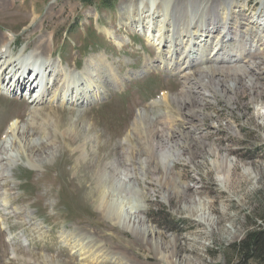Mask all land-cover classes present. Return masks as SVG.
I'll return each mask as SVG.
<instances>
[{
  "label": "rangeland",
  "instance_id": "rangeland-1",
  "mask_svg": "<svg viewBox=\"0 0 264 264\" xmlns=\"http://www.w3.org/2000/svg\"><path fill=\"white\" fill-rule=\"evenodd\" d=\"M157 5L162 12L148 18ZM190 5L188 0H0V46L18 56L37 55L53 73L84 80L80 97L79 91L60 97V86L48 88L37 105L0 96V264H261L238 257L237 248L248 235L264 231V48L256 46L264 35L257 21L263 5L225 3L217 13L227 19L228 34L222 38L221 20L205 25L196 33L202 38L196 37L189 70L180 72L158 56L173 50L180 56L185 49L189 39L179 33L187 26L177 17L193 11ZM44 41L45 50L39 47ZM212 68L219 70L214 76L219 82L201 88L196 81L206 84ZM93 77L97 88L91 91ZM161 91L169 92V99L162 101ZM144 110L159 136L172 133L171 143L159 145L182 156L170 175L180 178L183 195L164 184L145 154L143 125H135ZM16 119L20 132L2 140ZM211 150L231 163L225 187ZM112 167L130 174L126 193L110 189L115 180L98 187L100 174ZM104 189L107 204L100 205ZM119 207L143 220L146 239L116 225ZM201 207L207 209L205 218ZM152 242L160 245L162 262ZM82 244L88 245L84 251Z\"/></svg>",
  "mask_w": 264,
  "mask_h": 264
},
{
  "label": "bare ground",
  "instance_id": "bare-ground-1",
  "mask_svg": "<svg viewBox=\"0 0 264 264\" xmlns=\"http://www.w3.org/2000/svg\"><path fill=\"white\" fill-rule=\"evenodd\" d=\"M188 1L190 2V4H191L190 6H191V8H193V11L188 10L184 15H179L177 17L178 24L181 23V25L187 26V28L186 27L184 28V29H187V31H182L179 34L180 35H183L184 34V37H187L189 39L188 44H186V43L184 44L185 45L184 46L185 49L181 52V55L180 56H178L177 55V51H174V50H173V52L169 53V55L167 54V55L163 56V58H161L160 56H158L160 58V60H161V63H163L165 66H167V68L170 67V65L171 66L173 65L175 67L177 65V67H178L177 69L180 72L181 71L182 72H185V71L187 72L189 70V66H188L187 63H189L188 60L190 59L191 55L194 53V50H195L194 49V46L197 43L196 40H198L199 37L202 38L201 37L202 34L196 35V33L198 31L203 32V28L206 27L205 25L214 26L220 20H221V25H223V28H222L223 30H222V33H221V34H223L222 38H224L228 34V29H229L228 28L229 27V23H228L227 19L225 18V16H221L220 14H218L217 13V10H219V8L223 7L224 4L227 3L230 0H223L222 3H214L213 0H188ZM231 2H232V0H231ZM261 3L263 5V7H262L263 16L261 18H257V21H261L262 22L261 26H262V25H264V0H261ZM146 4L148 6L149 2L146 1ZM178 7H179V5L176 3L175 4V8H178ZM144 8H146V6L138 7L137 9H138V11H140V10H143ZM173 8H174V6L172 5V8L170 10L171 13L173 12ZM185 9L187 10V6H183L182 7V10L183 11ZM159 10L161 11V8L159 7V5H157V7L154 10L150 9L149 11H147V13L149 14L148 15V18L149 17H154L158 13ZM168 14H169V11L164 10V12H163L162 15L164 17H167ZM189 16L191 18L190 20L192 21L190 24L186 21V17H189ZM155 18H153V20ZM205 18H206V20H205ZM127 19H129V17ZM224 24H226V25H224ZM162 27L160 29H162ZM190 30H193V31H190ZM196 37H198V39H196ZM162 39L159 41L161 44L163 43L162 42L163 41ZM174 40H176V38L175 39L173 38V41ZM192 41H195V44L192 43ZM13 42H15V39L13 40ZM165 43H166V40H164V43L163 44H165ZM220 43H221V40L219 38L216 41V44H217L216 49L219 47V45H221ZM12 45L13 44H11L10 46H12ZM256 46H258V47H261L262 46L264 48V35L261 36V38L258 40ZM5 47H7V45H4L3 43L0 46V88H3V89H4V86L7 85V84L4 85L5 81L2 84L3 79H5V77H6L5 75H7V74L10 75L12 73L19 74V70L24 65V59H26L24 57L25 56L24 55L25 51L23 52L22 55H19L18 56V54L15 53V50L12 49L11 51H7L5 49ZM39 47L40 48H44L43 50H45L46 47H47L46 41L40 43L39 44ZM254 47H255V45L252 48H254ZM14 53H15V57H14ZM260 56H261L262 60L264 61V51L263 50H261ZM37 57L38 56L35 55V59ZM43 64H44L45 71H46V69H50V65H48L46 63H43ZM255 68H257V67L255 66ZM224 71H226V70H220V73L226 74V72H224ZM236 71L238 73H240L241 76L246 75L243 72V70H241V69L240 70H236ZM218 72H219V70H216V69L212 68L211 69V74H209L210 76L205 77V78H208L209 79V81L206 84H204L203 82H201L202 80L201 81H196V82L199 84V86H201V88H209V87H211V85H212L213 82H219V81H215V79H214V76ZM227 73H229V71H227ZM58 74H59L60 77H63V80H66L67 78H69V80H66L65 81L64 86H62V88L59 91V94H61L60 97H62V95H63V98H64L67 93L72 94L73 92H77V91H79L78 93H81V90H82L84 84L81 81L80 76L77 77V76H74L75 74L74 75H72V74H66V73H63L60 70H59ZM58 74H56L57 77H59ZM247 77H249V76L247 75ZM13 78H14V76L12 77V79ZM97 79L100 80L99 78H97ZM248 79H250L249 80V84H252L253 78L249 77ZM80 81H81V83H80ZM92 81L93 82L91 83V85H88L89 86L88 88H89V90L93 89V91H94L97 88L95 86V79H94V77H93V80ZM239 81L237 80V82H239ZM217 85H219V83H217ZM7 88L8 87L6 86L5 89H7ZM3 89L0 90V96L3 95L4 92H6ZM45 90H46V88L44 89V91ZM95 92H94V94H95ZM161 92H162V94H161V97L160 98H161L162 101H166L167 99H169V96H168L169 95L168 94L169 92H166V91H161ZM40 96L41 95H38V97L36 99H34L32 101V103L37 105L42 100V97L40 98ZM166 96H168V97H166ZM79 97H80V95H79ZM149 102L151 103L153 101H149ZM155 103L156 102L154 101L152 104L155 105ZM35 113L36 112H34L33 109H32L31 111H29L28 114L32 117V115H35ZM142 117H145L146 118L145 119V124H142L141 123ZM165 119L170 120L169 116H166ZM10 123L11 124L8 127L6 126L7 129L4 132L5 133L4 134V138L2 140H5L8 137L14 138V137H16V134H18V132H20V127L18 125V119L13 120ZM154 124L155 123H153L151 121V119L146 115V111L145 110L143 111V113L141 112L140 117L137 118L136 121H135V125H136L137 129L138 128L140 129V126L143 125V132H144V134L146 136V142H147V146L145 148V154H146L147 157L148 156L151 157V160L153 162H155V164H156L155 170H158L159 169L158 175L159 176H162V177L163 176L165 177L164 184L166 182L167 183L166 185L171 187V189L173 190V193L174 194H182L183 195L185 193V191L184 190L182 191V189L179 186V180H180V178H173L170 175L171 172L174 170V166L176 165V163L178 161V158H182V156H180L179 154L172 155V152H171V149L172 148L171 147H169L170 149L168 147H160L159 144L161 143V141L166 142V143H171L168 140L167 135L168 136H171L172 133H171V131H167V134L162 133L159 136L158 133L156 132L155 128H154ZM133 127H134V124H133ZM13 149H15V148H13ZM14 152H16V151H14ZM176 153H177V151H176ZM210 153L212 155H214V156H217L216 162H217V164H218V166L220 167V170H221V171L218 172V174H219L218 176H220L221 178H223L222 185H224V187H225L226 184H229V181H230L231 163L227 160L226 157H219V155H218L219 153L217 152V150H211ZM10 155L12 157V154L11 153H10ZM7 159H10V157L7 156ZM126 160L129 161V162L132 161L131 160V157H129V156H128V158ZM8 161H10V160H8ZM12 162H14V161H12ZM114 177H119V178L112 179ZM129 179H130V174L128 172L127 173H124V174H121V173H119V167L116 168V169H114L112 167V169L110 171L109 170H105V171H103L100 174V176H99V178L97 180V185H98L99 188H102V187L105 188L104 187L105 184L112 183L115 180V182H114L115 184H113L110 187V189L113 190L114 193H117L119 190L124 189L123 187L125 185V181H127ZM161 183H162V181H161ZM106 190L108 191V189H104L103 192H102V194H101L102 196L100 197V201H99L100 202V205L101 204H104V205L107 204L106 203L107 202L106 201V199H107L106 198V195L107 194L105 192ZM126 190L127 189H124L123 190V193H126L125 192ZM130 190L131 191H129V188H128V191L129 192H134V193L136 192L133 188L130 189ZM121 194H122V192H121ZM124 211L121 209V207H119V209L117 210V212H118L117 213V215H118L117 216L118 217V221H117L116 225L117 226H120L121 229H124V231H127V232H132V231H134L135 233L138 232L144 239H146L147 236H148L147 234H149V233L144 228V225H143L144 222H143V220L139 216H136V217L131 218L128 215L129 213L128 212L127 213H124ZM199 212H200V216H203L204 218L207 217L206 216L207 209L205 207H201L200 210H199ZM140 213H141V211L138 212V214H140ZM152 245H153V251L155 252L156 256L158 257V260L160 262H162L163 261V253H162V251L160 249V245L158 243H156V242L155 243L152 242ZM87 247H88L87 244H82V248L81 249L84 251V250L87 249ZM13 253H15V252L13 251ZM86 253H88V251ZM167 264H174V263L171 260H168Z\"/></svg>",
  "mask_w": 264,
  "mask_h": 264
},
{
  "label": "trees",
  "instance_id": "trees-1",
  "mask_svg": "<svg viewBox=\"0 0 264 264\" xmlns=\"http://www.w3.org/2000/svg\"><path fill=\"white\" fill-rule=\"evenodd\" d=\"M256 235H248V240L237 248V255H248L249 259L264 264V231H258ZM236 248V247H235Z\"/></svg>",
  "mask_w": 264,
  "mask_h": 264
}]
</instances>
